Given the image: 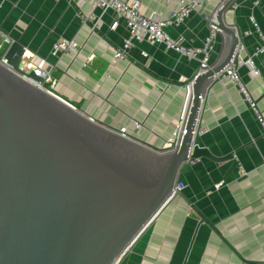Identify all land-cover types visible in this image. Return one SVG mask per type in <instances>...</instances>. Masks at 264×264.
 <instances>
[{"label":"crops","instance_id":"obj_1","mask_svg":"<svg viewBox=\"0 0 264 264\" xmlns=\"http://www.w3.org/2000/svg\"><path fill=\"white\" fill-rule=\"evenodd\" d=\"M177 2L141 0L139 9L170 17ZM219 4L211 1L203 12L193 11L165 29L184 45L201 46L211 29L207 17ZM251 14L264 34V0H234L224 13L239 36L242 59L261 43ZM114 20L112 11L101 14L93 0H0V32L26 47V60L47 61L58 95L103 125L125 127L130 137L164 149L176 135L185 85L197 73L198 61L145 40L133 42L127 59L114 61L113 48L127 35L124 21L112 27ZM62 37L77 42V54H51L53 42ZM222 46L217 31L211 64ZM254 64L257 75L244 64L238 75L264 115V54L254 56ZM196 141L214 156L231 153L236 166L227 173L231 159L183 163L177 176L185 184L182 193L167 202L117 264H264V137L253 109L226 75L204 94Z\"/></svg>","mask_w":264,"mask_h":264},{"label":"water","instance_id":"obj_2","mask_svg":"<svg viewBox=\"0 0 264 264\" xmlns=\"http://www.w3.org/2000/svg\"><path fill=\"white\" fill-rule=\"evenodd\" d=\"M222 0L210 27L223 36L197 72L171 147L154 149L96 121L20 64L13 39L0 59V264H117L170 200L181 165L214 156L196 141L208 86L239 36Z\"/></svg>","mask_w":264,"mask_h":264},{"label":"built area","instance_id":"obj_3","mask_svg":"<svg viewBox=\"0 0 264 264\" xmlns=\"http://www.w3.org/2000/svg\"><path fill=\"white\" fill-rule=\"evenodd\" d=\"M211 1H218L221 3L222 0H178L177 2V10L170 17H163L160 13H151L144 14L140 11V3L141 0H93V4L95 7L100 9L101 14L112 11L114 14V22L113 26H116V20L122 19L127 28V35L122 39V43L117 47L113 48L112 59L114 61H118L120 59H127L128 49L133 45L134 41H142L145 40L151 44H162L166 49H172L177 53L187 57L188 59H193L198 61V71H202L210 66V54L213 49V43L215 40L216 30L210 29L209 33L204 37L201 46H189L184 45L181 42V38H174L169 35L166 31V27L171 25H180L185 21V19L189 16V14L193 11L203 12L206 9V5ZM258 1H255L257 4ZM208 20L214 19V13L207 17ZM100 16L96 18L94 26L97 25ZM251 23L254 25L256 31L259 34L261 39L260 45L256 48L255 52L252 54H248L245 58H240L237 56L238 48L240 47V42L236 53L231 60V62L224 69L222 75H226L230 79H232L239 90L243 93L245 99L249 103L250 107L253 109L257 121L262 130V136L264 137V115L259 111L253 99L249 97L246 91L243 88L242 82L238 75V67L241 65H247L250 68V72L252 76H255L259 73L258 69L254 64V56H258L260 54H264V34L261 33L257 22L255 21L254 15L251 14L249 16ZM12 39L8 35L0 32V51L2 54L5 49L11 43ZM4 44L6 45L4 47ZM79 51V45L72 38H58L55 40L51 47V54L53 56H61L64 54H77ZM143 55H146L144 51L141 52ZM0 55V59L2 57ZM92 56H89L91 59ZM47 61L43 58L38 59L37 61H28L23 57V61L20 64V67L23 71L29 72L30 70H34L37 75H39L44 84L52 91L56 82L51 77L50 71L46 69ZM193 77L188 81L185 85L186 95L184 99L183 109L188 97L189 89L192 83ZM183 109L180 114L179 124L176 126V134L179 129V125L183 115ZM138 126V123H135ZM123 136L130 137L127 134V130L125 127L117 130ZM176 139V135L173 141L168 145L171 147L174 144ZM167 148V147H166ZM241 174L245 175L246 172L241 169ZM219 183H216L214 187H218ZM185 184L183 181L176 179L173 185V192L171 198L182 193ZM170 198V199H171Z\"/></svg>","mask_w":264,"mask_h":264},{"label":"rangeland","instance_id":"obj_4","mask_svg":"<svg viewBox=\"0 0 264 264\" xmlns=\"http://www.w3.org/2000/svg\"><path fill=\"white\" fill-rule=\"evenodd\" d=\"M2 54V51H0V55Z\"/></svg>","mask_w":264,"mask_h":264},{"label":"bare ground","instance_id":"obj_5","mask_svg":"<svg viewBox=\"0 0 264 264\" xmlns=\"http://www.w3.org/2000/svg\"><path fill=\"white\" fill-rule=\"evenodd\" d=\"M128 250H129V249H128ZM128 250H127V251H128Z\"/></svg>","mask_w":264,"mask_h":264}]
</instances>
